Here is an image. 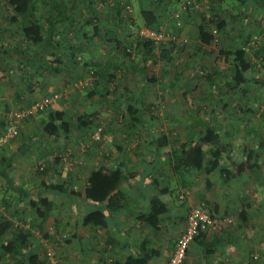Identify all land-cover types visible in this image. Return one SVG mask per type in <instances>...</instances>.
I'll return each instance as SVG.
<instances>
[{
	"label": "crops",
	"instance_id": "obj_1",
	"mask_svg": "<svg viewBox=\"0 0 264 264\" xmlns=\"http://www.w3.org/2000/svg\"><path fill=\"white\" fill-rule=\"evenodd\" d=\"M61 1L64 3L63 8L67 15L72 16L74 22H72V24L66 22L64 24L58 23L59 25L57 26L60 30L63 29L64 32H70L67 33V37L65 35L64 38L61 36L55 39L53 38V43L46 41L38 47H32L31 52L29 49L30 47L24 45L25 40L21 37V34L17 33L18 29L16 26H8L6 19L11 15V11L6 7L4 0H0V63H3V65L10 64L11 66H15L17 62H21V64L33 63L35 65H39V63L42 62L45 65V69L43 68L40 70L41 74H38L37 76L41 77L42 74L46 72L60 75L59 81L55 84H53L52 79L49 83H47L48 80L45 79L42 82V85H38V89L33 90L30 86H35L36 81H33L31 85H27V82L24 81L25 79H22L20 82L21 78H19V75L16 73H10L8 75L1 74L0 112L1 110L6 111L10 108H15L16 111H19L20 109L29 106L37 99L50 95L58 90H64L66 87L70 86V83H73L70 82V80L77 82L89 78L92 81L94 80V83L93 87L87 92L85 91L72 95V90H70L71 93L69 94V98L67 99V96L64 98L67 110L71 99H77L75 101V107L77 106L78 109V111H75L76 121L79 116L90 115L91 118H89V120L95 123L105 117L106 130L108 128L114 129L116 125L117 127L120 126L130 130L131 128H145L146 130L153 131V127L157 126H164L170 129L174 128L176 130L179 128V130L182 131V134L178 140L172 136L173 132L168 134L167 132L163 133L162 131H154L157 134L167 135L169 144L171 145L170 147H172L190 141V138H193V135L195 136L199 127H195L190 131L192 123L197 120L206 123V121L212 117L211 114L221 112V115L216 117L215 128L218 133L222 129V133H219L221 139L225 143L231 145V157L236 161L245 159L246 151L248 152L254 146L255 148L256 146H261L260 144H262L263 147L259 149L257 156L261 158L264 155V137H258L257 135H259V132L254 136L249 132L247 127L244 134L239 132L241 131L242 126H245L244 122L240 119L241 116H239V111L245 110L249 107L251 112L255 113V110L253 109V106L249 104V101L242 102V100H240L239 104L229 106L225 109L223 104H216V101H211L210 103L205 104L206 106H195L190 104L178 106L172 104L170 107L153 108L150 103L146 104L145 100V105L134 106L139 110H143L144 121L133 127L130 117L126 115L125 106H120L119 100L121 97H124L128 101L131 100L129 98L130 96H128L129 91H132L131 88H129V85L136 74L139 75V79H142V76L139 73L132 72V67L138 69L136 65L137 63H133L130 60L125 62V60L122 59L116 41L120 42L122 46L133 41V48L135 50H138L140 45H137V41L130 37L127 34V31H124L125 25H119L118 21L114 19L113 14L108 12L109 9L102 10L101 13H98V18L100 19L99 22H103L104 27L100 31V37H98L97 33V36L91 39V37L94 36V29L92 25L89 26L87 23L91 18V9H88L82 0ZM66 1H68V3H66ZM253 6L255 5L253 4ZM257 9L262 12L264 16V12L259 8ZM43 12L44 9H41V11H38L37 16L42 15ZM194 20V17L185 19L184 27L177 32L173 30L170 22H166V26L169 31L176 33L182 41L184 37H186L184 39H187L195 34V38L197 37V22L195 20L194 23ZM230 24L228 23L225 29L227 34L231 29V27L228 29V25ZM111 25L114 27H110ZM240 26L242 27L241 24ZM9 27H11V30ZM106 31L108 32V35L104 36V34L107 33ZM111 34H113L114 37L109 38V35ZM235 34L237 35V33ZM105 39L110 40L106 43ZM234 39L235 40L228 44L225 42L221 45L218 52H216L215 57L212 53L206 52L210 45L205 50L201 49V51L205 53V56H207L204 57L205 60L203 61H205V66L209 73L218 66L225 72V74L228 72L227 66L231 65V60L226 64L223 60H216V57L221 51L234 50L244 46V38ZM17 43L26 50V52H23L26 55V58L20 57L18 52L14 51V48L18 45ZM197 43L200 44L198 39ZM4 44H7L9 48L7 51L1 48ZM247 45L244 46L245 52L248 57L251 58V62L255 66L257 61L253 58L254 52L253 57L252 54L250 56L248 53L249 46ZM154 54L155 59L153 60H158L160 62L162 59L160 52L155 51ZM133 57L135 56L133 55ZM54 59H58V63L62 66L59 68L60 71H56L55 66L47 64L50 60ZM122 60H124V62H122ZM209 61H212L213 63L209 64ZM121 63V67L126 64V71L117 75L115 74L114 68H117ZM217 63L220 64L217 65ZM46 64L48 68L46 67ZM3 65L1 64L0 69ZM27 69L31 70L30 67ZM99 70L101 75L99 73L94 75V71ZM255 73H257V70ZM252 74H254L253 71L250 72V78L253 77ZM91 75L92 77H90ZM34 79L35 78L33 77L32 80ZM3 82H9L13 85L1 84ZM17 84L23 85H20L19 87ZM146 85L147 84L141 82L138 85L136 92L142 91L143 93V87ZM90 92H93V95L88 97L87 94ZM99 97L101 98L100 101L98 99ZM185 98H188V96ZM141 99L144 101L143 94L141 95ZM112 103L114 104L112 105ZM222 109L225 111L224 114H222ZM112 110H114V112ZM116 111L120 112L122 118H116ZM158 112L160 113L159 115H157ZM229 112L236 113L234 118L229 116ZM68 115L70 118L69 110ZM256 117H259V115H256ZM250 118L253 119L254 116ZM116 119H118V122ZM76 121L71 125V129H77ZM43 122V119H41L30 124L32 130H37V132H30L32 136H29L28 138L30 140L32 138L31 142H35L37 137L43 140V142L46 141L44 133L41 134ZM2 131L3 128L0 133ZM87 131L88 128L84 131L77 129L76 132L78 135L81 133L80 136L85 137ZM226 131L229 132L226 133ZM147 133L149 135L151 134L150 132ZM230 133H232V135H230ZM70 134L64 136L60 133L56 140L53 141L58 142V144H64L69 141ZM129 135V140L134 138L131 133ZM111 140V135L106 132L104 134L103 144L100 146V148H102V146L105 147V154H100L98 158L101 163L100 166L91 170L84 168L79 174H71V177L68 176L70 181L65 179V176L67 175L66 172L61 171V166L64 161L66 162L64 158L59 156V161L55 162L57 156L51 161L50 158L45 160L46 156L42 157L43 154L40 153L35 157H31L32 159L36 158L37 161L39 159L45 160L48 163V172L46 175L39 176L36 171L37 177L35 179V184L41 188V193H36V196L32 195V198L37 201V196L41 195L42 198H47V200L53 205L52 211L49 213L46 222L49 218L53 219L54 223L55 214L59 215V226L65 236L64 243L69 240L68 244L65 243L64 245V255H61L59 252L64 264H126L127 260L140 258L143 256L144 251L146 252L148 250L153 253L147 264H168L174 245L184 230L186 217L192 207L202 205L207 208V205L209 204V206L211 205L210 207L212 208V211L215 209V212H211V214L215 216L234 215L239 221H237L236 226L242 231L244 230V225H249L250 217H247L244 220L241 212L247 211L250 213L251 211L256 210V207H264V197H262L261 200L257 194L261 192L264 193L263 180L258 181L257 178L252 179V177L244 180V177H240L226 183H221V181L215 176L206 178L202 172L191 171L188 175H186V173L183 175V180L185 179L188 185L185 191L180 195L179 201H173L169 196L162 197L163 201L167 204L168 212L159 217L160 223L155 229L151 228L146 223L139 220L140 216H147L150 212V205L146 196H152L156 193L153 191L155 190L154 188H160V186L164 187L168 182H170L172 187L176 185L178 186L180 180L177 178V174L175 175L174 172V174H172L167 156L163 157L162 151L159 152L152 146L151 136L145 143V145L148 144L149 147L143 149L144 151L141 153L139 152L137 155L125 152V149L121 146V150L115 149V146L119 145L114 144ZM136 145L139 147L141 143L137 142ZM97 148L99 149V146L96 145V150L94 149V152H92V154H94L92 158L97 155ZM131 148L134 149L135 144L130 148H127V150L130 151ZM88 156H91V154ZM76 159L77 158H75V160ZM119 162L126 165L130 170H135L139 174L137 178L130 180L131 187H128L127 184L122 186V190L126 193L127 198L124 201L120 212L114 217L108 218V225L105 229H99L92 226L84 227L80 225L77 218L80 219L81 216L86 214L88 210L94 209L95 206L86 203L81 197H68L65 193H69V191L71 192L72 190L74 192L83 191L87 185V176L90 171L96 170L101 166L113 168ZM262 178L263 177L260 179ZM31 179L33 180V177ZM208 179L211 185L210 188L207 185ZM60 180L63 182H60ZM46 182L62 186L63 189L60 194L45 189L43 183ZM13 184L15 187L21 188L16 186L14 179ZM249 186L254 194L253 197L257 200L258 198L260 199L259 203H256L257 206H255L251 200H248L245 195L242 196L240 194V192H248ZM261 187L262 190H260ZM181 188L182 187L180 186V192L182 191ZM25 205L28 207L27 204ZM70 214H72V216ZM262 214L264 215V213ZM71 223L74 232L71 235H68L66 228L71 226ZM254 229V226H251V228H248L249 232L246 234L249 235L247 236V240L249 239L247 243L248 245L250 244L249 247L240 243L239 235L237 236L236 232L231 229H224L221 231H214L211 229L203 230V237L195 238L190 245L184 264H253L254 261L250 259V257L258 253L257 246L259 245V236L256 232H253ZM67 246H70V248L67 249ZM246 247H248V249H246Z\"/></svg>",
	"mask_w": 264,
	"mask_h": 264
},
{
	"label": "trees",
	"instance_id": "obj_2",
	"mask_svg": "<svg viewBox=\"0 0 264 264\" xmlns=\"http://www.w3.org/2000/svg\"><path fill=\"white\" fill-rule=\"evenodd\" d=\"M209 1L210 15L206 16L207 18L204 19L202 17V21L197 26V39L200 46H198L196 54L200 57V64L198 65L199 70L205 76L206 80L211 82L217 77L222 79L223 89H221V92L212 94L209 98H211L210 100H215L216 104H223L226 109L229 106L239 104L240 100H242V102H248L251 90L258 85L259 80L262 77V73H259L258 76L256 75L250 78V72H254L256 70L257 64L255 63L254 66L251 62V58H249L245 52L244 46L249 43L248 37L244 38V46L234 50L221 51L216 57V60H223L226 64L229 60H231V65L227 66L228 72L226 74L218 67L209 73L207 67L205 66V61H203L205 60L204 57L207 56H205V53L202 52L201 49L205 50L206 47L212 44L214 40L212 30L216 31L215 34H225V29L228 23H239L242 26L246 25L247 19L250 16V12L248 11L249 5H257V8L264 12V0H233L236 5L229 8V11L227 10V12L224 11L227 9V4H225L227 0H206L208 3ZM82 2L88 9H91V18L87 22L89 25H92L94 29V36H92L91 39L95 38L97 33L98 37H100L101 27L99 25L100 19L98 18V13H101L102 10L109 9L108 12L113 14V17L118 21V24L124 25L126 20L124 7L131 4L129 0H82ZM140 2L141 6L138 12L139 19L142 24L141 26L143 28L153 29L157 32H164L165 36L170 35L168 34L166 22H170L173 30L177 32L184 27L185 19L199 15L200 12H202L200 8L205 7L206 3L199 2L193 6H186V9L181 11L178 18L181 20V26L177 27L174 14L181 9L180 4L182 0H155V3H153L151 7L149 3L145 2V0H141ZM4 3L11 11V15H9L6 19L8 26H16L18 29L17 33L21 34V37L25 40V44H23L29 46L31 52L32 47H38L39 45H42L43 42L50 41L53 43V40L57 37L61 36L64 38L65 35L67 37V33L70 31L64 32V30H60L57 25L60 23L64 24L65 22L72 24V22H74L73 17L67 15L65 9L63 8L64 3L61 0H4ZM66 3H68V1H66ZM90 5H93L94 7ZM41 9H44L43 14L37 16L38 11H41ZM197 12H199V14ZM129 19L131 20V18ZM10 28L11 27H9V29ZM106 35H108V32L104 34V36ZM171 35L176 37L178 36L174 32H172ZM135 40L137 41V45H140L138 50L133 48V41L123 46L120 42L116 41L119 53L125 62L130 60L133 63H137L136 65L138 69L132 67V72L139 73L142 76L143 83L155 84V77H153V75L150 76V74L146 72L147 67L150 64H153V59H155L154 52L159 51L162 55V60L164 59L165 63L169 64L172 59L169 50L173 49L172 47L170 48L169 45L177 48L179 43L176 42L177 39L176 41L171 40L170 42H166V38L165 41L155 42L151 39L140 38L138 36H135ZM17 44L18 45L14 48V51L18 52L20 57L26 58V55L23 53L26 52V50L22 48L19 43ZM1 48L5 51L9 49L7 44L2 45ZM133 51L135 53V57H133ZM253 58L258 61L257 63L262 64L261 67L264 68V45L260 44L256 49H254ZM124 60H122V62H124ZM1 64L3 65V63H0V67ZM47 64L55 66L56 71L62 67L58 63V59L50 60ZM121 65L122 63L119 64L117 68H114V70H122L123 72L126 71V64H124L123 67H121ZM44 66L45 65L42 62L39 63V65H35L33 63L21 64V62H17L15 66L6 64L0 69V75L16 73L19 75V78H21L20 82L22 79H25V82H29L30 79H26L27 77H37L39 80L40 76L37 75L41 74L40 70H42ZM29 67L31 70L27 69ZM98 73L101 75L100 70L94 71V75H97ZM92 75L90 77H92ZM176 81H178L177 74H175L173 78V82ZM40 84L42 85V82L39 83V81H36V87L30 84V88L36 90L39 88L38 85ZM50 95L45 97L49 96L52 98ZM91 95H93V92L87 94L88 97ZM182 95L184 99L187 97L185 93ZM40 99H37L34 102ZM139 99V105H145L141 96ZM186 100L191 101L187 98ZM119 103L120 106H125L126 115L130 117L133 127L144 121L143 110H139L134 107L136 106V103L131 104V102L124 97L120 98ZM31 104L24 109L29 108ZM190 105L195 104L190 102ZM19 111H22V109ZM42 113H44L46 117L43 118L44 122L42 123L41 134L44 133L46 141L56 140L60 133L64 136H68L71 133L72 124L69 120L67 106L63 98H52L48 108L45 111L37 112L36 114ZM224 113L225 111L222 112V114ZM229 113V116H232V118L236 115L235 112ZM9 114L7 115V118ZM36 114L31 115V117H34ZM211 115L212 117L208 119L206 123H202L197 120L191 124L190 131H192L195 127H199V129L197 130L195 136L193 135V138H190V141L172 147H170L171 145L169 144L167 135L157 134L154 131L149 130L151 133L150 136L152 146L155 150H158L159 152L162 151L163 157L167 156L172 174H177V178L180 180L178 186L176 185L173 187L167 180L168 184H165L164 187L160 186V188H154L155 190L153 191L156 192L155 194L152 196H146L149 201L150 212L147 216H140L139 220L146 223L151 228L155 229L160 223L159 217L168 212L167 204L162 199L163 196H169L171 200L179 201L180 195L183 191H185L188 185L186 180H183L184 173L188 175L191 171L202 172L206 178L215 176L221 181V183H226L240 177H252L255 179L257 178L258 181H264V155L261 158L257 156V152L263 147V145L260 144L261 146H256V148L254 146L248 152L246 151L245 159L238 161L234 160L231 157V145L225 143L221 139L220 134L215 128V121L217 120L216 117L220 116L221 112H215ZM254 115L255 113L251 112L249 107L245 110L239 111L241 121L244 122V125L248 128L249 132L256 136L258 131L256 129L258 127L255 126L254 120L250 118ZM29 117L21 121L20 124L29 119ZM259 117L261 120H264V114L259 115ZM7 118L5 119L3 131L0 133V138L5 134ZM89 118H91L90 115L79 116L76 121V128L80 131L90 128L94 122L90 121ZM20 124L18 125V128ZM131 130L133 131L132 137H135V128H131ZM227 132L229 131H226V133ZM17 137L18 133L13 138L8 139L6 143L0 145V148ZM22 147L23 146L21 145V148ZM115 149L121 150L120 146H115ZM14 156L15 155L12 153V155L8 158H1V166H6V169L3 171V166L2 168L0 166V177L5 180L7 186L6 188L1 187L2 197L0 198V207L5 211L11 209L16 213L19 205L27 204L29 209H32L35 213V220H32L31 224L32 227L42 231L46 219L52 211L53 205L47 200V198H42L41 195L37 196V201H35L29 191L14 186L13 179L10 175L12 168L10 163L12 161V157L14 158ZM43 156L44 154L42 157ZM58 161V158H56L55 162ZM47 172L48 168H44L42 166L37 170V174L39 176L46 175ZM138 175L139 174L135 170H130L121 162L117 163V165L113 168L101 166L96 170L90 171L87 176V185L83 191L74 192L72 190L71 192L69 191V193H65L68 197H81L86 203L95 206L94 209L88 210L86 214L80 217V219L77 218L79 220V224L84 227L92 226L99 229L107 228L108 218L114 217L120 212L123 203L127 198L126 193L122 190V186L127 184L128 187H131L130 180H134L138 177ZM261 177L263 178L260 179ZM207 185L209 188L211 187L209 179L207 180ZM43 186L45 189L57 194H60L63 189L62 186L51 182L43 183ZM180 186L182 187L181 192L179 191ZM10 191L13 194L12 196H8V192ZM207 206V208L203 206V209L210 213L213 211L215 212V209L212 211V208L210 207L211 205L209 206L208 204ZM241 213L244 220L250 215L247 211H242ZM70 215L72 216V214ZM17 219L19 222H22L23 220L20 217H17ZM37 219L39 222H36L38 221ZM14 220L15 219L7 218L0 212V264L5 259H11L15 264H48L46 261V252L44 253V258H42L37 247L32 243V234L30 230L25 229L22 226H18ZM34 223H36V225ZM57 230L58 228L56 227V231ZM54 234H56V232ZM199 237H203L202 231H199V233L195 236V238ZM44 238L51 239L53 236L46 233ZM68 242L69 240L65 243L68 244ZM65 243H63V245H65ZM152 253L153 252L149 250L146 252L144 251L143 256L127 260L126 264H147V262L151 259Z\"/></svg>",
	"mask_w": 264,
	"mask_h": 264
},
{
	"label": "rangeland",
	"instance_id": "obj_3",
	"mask_svg": "<svg viewBox=\"0 0 264 264\" xmlns=\"http://www.w3.org/2000/svg\"><path fill=\"white\" fill-rule=\"evenodd\" d=\"M129 1L131 3L129 5L131 9V22L129 17L127 18L126 16V20L124 22L125 25L124 31H127L128 32L127 34L133 39H135V36L137 35L130 32L129 25L132 24L134 30H137L138 28H143L141 26V21L139 19V12H138L140 8L141 0H129ZM145 1H147V3L150 4V7L152 6L153 3H155V0H145ZM225 4H227V6L225 5L227 8L224 10L225 12H227L229 8L234 7L236 5L235 1L233 0H227ZM209 6H210V1L209 3L208 2L205 3V7L200 8L202 12H200V14L199 12H197L199 15L193 16L197 22L196 27L202 21L201 20L202 17L204 19L207 18L206 16L210 15ZM255 8L256 5L255 6H253V4L249 5L248 11L250 12V16L252 17H248L246 25H243L241 27L240 24L229 23L230 25H228V29L230 27L231 29L229 30V32L227 31L228 34L226 32L225 34L224 33L213 34L214 40L209 48L206 47L207 48L206 52L212 53V55H214L215 57L216 52H218L220 46L223 45L225 42H227L228 44L231 41L235 40L234 38L240 39V38L248 37L250 40V43L247 45L249 46L248 53L250 54V56L252 54L253 57L254 49H256L260 44L264 45V16L262 12H260L257 8L256 9ZM99 25L101 29L104 26L103 22H101ZM110 27L113 28L114 26L111 25ZM171 33L172 31L168 30V34L170 35L166 36L167 38L166 42H170L172 40ZM235 33H237V35ZM195 36L196 34L190 36L187 39H184L186 38L184 37L182 41L180 40L181 38L175 36L177 39L176 42L179 43L178 44L179 46L176 48L175 46L169 45L170 48L171 47L173 48L172 50H169V53L172 57L170 63L166 64L164 59L163 60L161 59L160 62L158 60H153V64L147 67L146 72H148L150 76L153 75V77H155L156 83L147 84L145 87H143L144 102L146 100V104L150 103L153 106V108H158V107L165 108V107H170L172 104L178 106L189 105L190 102H193L195 106H206L205 104L210 103L211 101H215V100H210L211 98H209V96L221 92V89H223V81L221 78L217 77L213 81L209 82L208 80H206L205 76L199 70L198 65L200 64L199 62L200 58L198 54H196L198 51L199 44L197 43V37L195 38ZM112 37H114L113 34L109 35V38ZM105 41L107 43L108 40L105 39ZM133 55L135 56L134 51H133ZM257 62H256L257 73H255L256 72L255 70L252 76H256V75L258 76L259 72H261L262 77L259 80L258 85H256V87H254L251 90L250 97L248 98V100H249V104L253 106V109L255 110V115L253 119L255 120L254 121L255 126L258 127L256 130H258L257 132H259V135L257 136L264 137V120H261L260 117H256V115L264 114V68L261 67L262 64ZM210 63L213 62L209 61V64ZM219 64L220 63H218L217 65ZM46 67L48 68L47 65ZM218 68L220 67L218 66ZM122 73H124L122 70L115 71V74L117 75H120ZM175 74L178 75V81L173 82V78ZM42 76L40 77L41 79L39 78V80L37 77H34L35 78L34 80H32L33 77L31 78L27 77L28 79H30L29 82L27 81V85L28 84L30 85L33 81H39L40 83L43 82L45 79L48 80L47 83H49V81L52 79L53 84H55L57 81H59L60 78V75L50 72L43 73ZM138 76L139 75L136 74L133 77L134 79L133 81H131L129 85V88H131L132 91H129L128 93V96H130L129 98L131 99L129 102H131V104L136 103V105H139L138 101L140 100L139 98L142 94V91L136 92L138 85L142 82V79L141 78L139 79ZM70 82H73L69 84L70 86L66 87L64 90H58L54 92V94H51L50 96H52V98H63V99L65 98V96H67L68 99L70 96L69 94L71 93L70 90H72V95H73L85 91L87 92L91 87H93V81L89 78L77 82L70 80ZM1 84L10 85V86L13 85L12 83L9 82H3ZM17 85L20 87V85L23 84H17ZM183 93H185L186 96H188L187 99H190L191 101L186 100V98L184 99V97L181 95ZM98 99L100 101L101 98L99 97ZM76 100L77 99H73V98L71 99V101L69 100L70 105L68 110L70 113L69 119L71 124H73L76 121L75 111H78L77 106L75 107ZM113 104L114 103H112V105ZM14 111H16L15 108L13 109L10 108L9 110H6V112L5 110H1L0 131L4 126L7 115ZM112 111L114 112V110ZM159 114L160 113L158 112L157 115ZM115 115H117L116 118L118 119L122 118L120 112L118 111L115 112ZM45 117L46 115L44 113L36 114L34 117L30 116L29 119H27L25 122H22V124H20L18 137L11 140L8 144L0 148V159L8 158L12 155V153L13 155H15L14 158L12 157V161L10 163L12 166L10 175L12 179H14V183H16V186H19L29 191L30 194H32L33 196H36V193L37 194L39 192L41 193V188L35 184V179L37 177L36 171L41 166L44 168H48L47 167L48 163L45 161L47 158H50L51 161L55 156H57V158L60 156L66 160V162L64 161L63 165L61 166L62 168L61 171L66 172L67 175L65 176V179L67 181H70L69 177H71L70 176L71 174L72 175L77 173L79 174L80 172H82V170H84V168L91 170L100 166L101 163L100 160H98L99 155L105 154V147L102 146V148H100V146L101 144H103L104 134L106 132L109 133V135H111L112 137L111 141L114 144L123 147L125 149V152H129L132 155H137L139 154V152L140 153L143 152L144 151L143 149L149 147L148 144L145 145L148 139H150V135L147 133L149 132V130H146L145 128H137L134 130L136 134L135 137L129 140L128 135L130 133L132 134L133 132L132 130L127 128H122L120 126L117 127V125L114 127V129L108 128L106 130L105 117H103L102 120L96 121L91 128H88L87 135H85V137L80 136L81 133H79L80 135H78L76 132L77 129L72 128L71 134L69 136V141L64 144H58V142H54L52 140L43 142V140H41L39 137L37 138L35 137L36 141L31 142L32 138L31 140L28 138L29 136H32L30 132L33 131L37 132V130H32L30 128L31 126L30 124H32V122L39 121ZM118 119H116L117 122ZM153 129H154L153 131L155 132L162 131L163 133L167 132L168 134L173 132L172 136L175 137L176 140H178L182 134V131L179 130V128H177L176 130L174 128L170 129L164 126L162 127L157 126V127H153ZM245 130H246V126H242V129L239 132L244 134ZM219 133H222V129L219 131ZM230 135H232V133H230ZM137 142L141 143L139 147L136 145ZM133 144H135V148L134 149L131 148L130 151H128L127 148H130ZM21 145L23 146L22 148ZM96 145L99 146V149L97 148L98 149V151L96 152L97 155H95L94 158H92V156L94 155L92 154V152H94ZM39 153L44 154V156H46L45 160L39 159L37 161L36 158L34 159L31 158L37 156ZM90 154L91 156H88ZM75 158L77 159L75 160ZM1 164L2 162L0 160V166ZM2 166H3V171H5L6 166L4 165ZM32 177L33 180L31 179ZM244 180H247V178L244 177ZM61 181L62 180H60V182ZM6 186L7 183L2 177H0V198L2 197L1 187L6 188ZM260 190H262V187L260 188ZM240 194L242 196L245 195V197L248 198V200H251V202H253L255 206H257L256 203H259L260 199L262 200V197H264L263 196L264 193L261 192V193H257L260 199L258 197H257L258 200L254 198L253 197L254 194L251 191L250 186L248 192H244V193L240 192ZM12 195L13 194L11 191L8 192V196H12ZM17 209H18L17 216H16L17 212L15 213L11 209L5 211L0 207V212L4 214L7 218L15 219L14 221L18 224V226H22L23 228L30 230L32 234L31 241L37 247L42 258H44L45 252L52 250L54 251L56 260H58L60 264H64V262L60 257V254L64 255L63 243L65 236L61 231V227L59 226V221H58L59 215L55 214L54 223H53V219L48 218L47 222L44 224L43 230L39 231L35 229V227H32L31 225L32 220H35L34 219L35 213L32 211V209H29V206L27 207L25 204L19 205ZM262 213H264V207H259V208L256 207V210L251 211L249 215L250 223L248 226L244 225L243 231L240 228H238V226H236L238 218L235 217L234 215L219 216L221 218L232 219V224L225 227V229L228 230L231 229L232 231L236 232L237 236L239 235L238 237H240L239 238L240 243H243V245L245 244V246L248 247L250 244L248 245L247 243V241H249V239L247 240V236L249 235L246 234L247 232H249L248 228L254 226L255 229L253 232H256L259 236V240H258L259 245L257 246L258 253L255 252L256 254L250 257V259L254 261L253 264H264V215ZM17 217L23 219L22 222H19ZM34 224L36 225V223ZM71 226L66 228V232L68 235H71L74 232L73 226L72 227ZM56 227L58 228L57 231H56ZM55 232L56 234H54ZM46 233H49L53 236V238H51L52 240L50 238L49 239L44 238V235ZM251 234H255V233H251ZM248 247H246V249H248ZM69 248L70 246L69 247L67 246V249ZM1 264H15V263L11 259H5Z\"/></svg>",
	"mask_w": 264,
	"mask_h": 264
},
{
	"label": "built area",
	"instance_id": "obj_4",
	"mask_svg": "<svg viewBox=\"0 0 264 264\" xmlns=\"http://www.w3.org/2000/svg\"><path fill=\"white\" fill-rule=\"evenodd\" d=\"M199 2L204 3L206 0H182L180 4L181 9L174 14L177 27L181 26V20L178 19L181 11H184L186 6H193ZM124 13L126 14L127 18H131V9L128 5L124 7ZM129 30L140 38L151 39L155 42L165 41L166 39L164 32H157L149 28H138L137 30H134L133 25L130 24ZM212 33L215 34L216 31L212 30ZM172 40L176 41V37L172 36ZM51 100L52 98L49 96L44 97L31 104V106L27 109L22 111H14L9 114L5 125V134L0 138V145L6 143L8 139H11L17 135L18 125L21 121L33 114H36L37 112L45 111L48 108ZM231 224L232 219L215 216L204 210L202 205L192 207L186 217L184 230L174 245L168 264H184L188 249L199 231L207 229L221 231ZM46 259L48 264H60L59 261L56 260L54 251L52 250L46 252Z\"/></svg>",
	"mask_w": 264,
	"mask_h": 264
}]
</instances>
